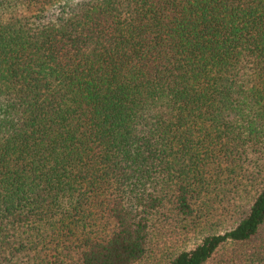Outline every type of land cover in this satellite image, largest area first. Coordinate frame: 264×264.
I'll use <instances>...</instances> for the list:
<instances>
[{
  "label": "trees",
  "instance_id": "1",
  "mask_svg": "<svg viewBox=\"0 0 264 264\" xmlns=\"http://www.w3.org/2000/svg\"><path fill=\"white\" fill-rule=\"evenodd\" d=\"M0 264H264V0H0Z\"/></svg>",
  "mask_w": 264,
  "mask_h": 264
}]
</instances>
